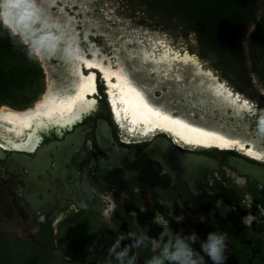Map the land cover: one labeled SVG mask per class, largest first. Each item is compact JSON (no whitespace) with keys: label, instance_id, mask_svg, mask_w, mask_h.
I'll list each match as a JSON object with an SVG mask.
<instances>
[{"label":"flooded vegetation","instance_id":"flooded-vegetation-1","mask_svg":"<svg viewBox=\"0 0 264 264\" xmlns=\"http://www.w3.org/2000/svg\"><path fill=\"white\" fill-rule=\"evenodd\" d=\"M90 71L100 74L90 95L96 106L73 124L16 134L0 121V264H149L159 254L153 241L193 236L202 264H213L201 250L209 233L225 237L224 264H264V178L250 171L264 169V155L248 143L131 132L117 118L102 70ZM162 138L190 157L168 155L160 141L154 145ZM118 147L137 156L150 150L122 159L143 164L130 175L110 161Z\"/></svg>","mask_w":264,"mask_h":264},{"label":"rangeland","instance_id":"rangeland-1","mask_svg":"<svg viewBox=\"0 0 264 264\" xmlns=\"http://www.w3.org/2000/svg\"><path fill=\"white\" fill-rule=\"evenodd\" d=\"M259 2L258 17L264 12L263 0ZM37 4L47 21L43 27L27 8L1 19L29 50L40 53L35 57L45 78L37 101L48 90L69 91L81 71L91 72L80 71L83 62L93 60L126 73L154 105L248 143L264 155V99L239 91L215 65L213 55L200 48L194 33L159 23L138 0H37ZM51 24H58L64 37L54 56L42 51L56 43L57 30ZM252 30L253 25L247 33ZM65 44L71 45L67 53ZM252 78L260 89L257 76Z\"/></svg>","mask_w":264,"mask_h":264},{"label":"trees","instance_id":"trees-1","mask_svg":"<svg viewBox=\"0 0 264 264\" xmlns=\"http://www.w3.org/2000/svg\"><path fill=\"white\" fill-rule=\"evenodd\" d=\"M137 1V0H136ZM164 25L194 33L215 65L250 96L264 99V12L259 0H138ZM264 7V0H263ZM253 30L248 34L250 27ZM248 37L245 44V38ZM257 76L258 89L252 78ZM45 72L35 55L0 19V106L26 109L44 90ZM262 87V88H261ZM20 255V256H19ZM25 263L24 254H17Z\"/></svg>","mask_w":264,"mask_h":264},{"label":"bare ground","instance_id":"bare-ground-1","mask_svg":"<svg viewBox=\"0 0 264 264\" xmlns=\"http://www.w3.org/2000/svg\"><path fill=\"white\" fill-rule=\"evenodd\" d=\"M83 63L87 68L102 70L117 118L123 125H128L131 132L147 134L164 129L191 143L230 146L239 142L215 129L192 123L154 105L147 99L144 90L132 82L126 73L105 68L93 60L86 59ZM81 68L83 70V65L80 71ZM95 92V72L85 75L81 71L80 77L70 84L67 92L58 94L48 90L39 101L26 109L0 106V121L16 134H24L30 128H34V134L38 129L52 125L73 124L96 106V99L91 97Z\"/></svg>","mask_w":264,"mask_h":264},{"label":"clouds","instance_id":"clouds-1","mask_svg":"<svg viewBox=\"0 0 264 264\" xmlns=\"http://www.w3.org/2000/svg\"><path fill=\"white\" fill-rule=\"evenodd\" d=\"M26 8L32 10L37 24L41 27L47 24V21L43 19L42 9L37 4V0H27L26 3H21L20 0H0V19L10 17L14 12ZM50 27L57 30L56 43L50 48L42 49V51L54 56L60 50V45L64 43V37L59 33L58 24H51ZM70 47V44L64 45L65 53L70 50ZM39 54L35 49H30V56ZM190 241L194 242L195 237L175 238L163 246L159 242L153 241L152 247L154 250L159 249V254L154 256L149 264H202L203 258L194 251ZM201 250L213 261V264H224L226 260L224 255L226 250L225 237L218 233H209L201 244ZM127 251L125 249L116 253L117 259L123 261L124 257L127 256ZM128 264H134V258L129 259Z\"/></svg>","mask_w":264,"mask_h":264},{"label":"water","instance_id":"water-1","mask_svg":"<svg viewBox=\"0 0 264 264\" xmlns=\"http://www.w3.org/2000/svg\"><path fill=\"white\" fill-rule=\"evenodd\" d=\"M253 28H254V25H253ZM247 39H248V37L245 38V44L247 43ZM101 126H102V132H103L104 136H106L105 133H109V134L111 133L110 132V126L108 125V123L106 121H102ZM157 141L158 142H155L154 145H158L159 141H160L162 143L161 146L164 147L165 150H167L168 155L190 157V156H187L184 154L182 155L181 152L179 151V149L168 139L162 138V139L157 140ZM151 149H153V148H151ZM148 150H150V149H148ZM148 150H146L141 155L137 156L134 149H128L125 147H118V148H115V150L110 155L111 158H113V159L115 158L116 160H110V161L113 163V165H115V167H117L118 171H120L121 173L123 172V173H128L131 175L133 169H134V171H136L138 166L142 163H138V160H122V159L131 158V157H142V158L148 157L147 156ZM250 171L256 177L264 178V169H259L257 167H251Z\"/></svg>","mask_w":264,"mask_h":264}]
</instances>
